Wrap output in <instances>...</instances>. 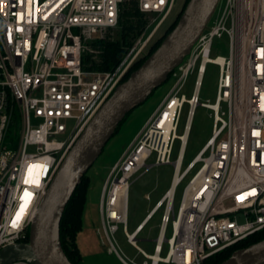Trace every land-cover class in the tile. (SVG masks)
<instances>
[{
  "label": "built area",
  "instance_id": "2783aa9c",
  "mask_svg": "<svg viewBox=\"0 0 264 264\" xmlns=\"http://www.w3.org/2000/svg\"><path fill=\"white\" fill-rule=\"evenodd\" d=\"M125 1L0 0V248L28 243L61 161L134 63L142 35L112 69L89 67L99 62L95 42L118 28ZM133 1L142 14L163 17L175 2ZM222 35L226 54L213 51ZM208 64L217 66L216 91L212 102H203L198 93ZM192 71L187 97L181 89ZM167 79L168 90L108 170L99 194L96 233L122 264H206L264 230V0H224ZM197 104L211 111V134L182 168ZM166 163L173 168L168 187L128 232L131 178ZM186 177L175 207L176 187ZM157 212L148 252L136 235ZM119 224L131 256L116 244Z\"/></svg>",
  "mask_w": 264,
  "mask_h": 264
},
{
  "label": "rangeland",
  "instance_id": "374dc122",
  "mask_svg": "<svg viewBox=\"0 0 264 264\" xmlns=\"http://www.w3.org/2000/svg\"><path fill=\"white\" fill-rule=\"evenodd\" d=\"M223 2L224 0H218L207 23L217 15ZM183 3L184 0H175L171 10L165 17L161 14H142L139 20L137 18L134 19V21L137 20L136 22L143 21V26L141 27L140 32L132 41L135 42L136 39L142 35L141 41L137 46V50L139 48L141 49L136 54L134 61L145 56L147 51H149V49H151L159 40L161 42L163 37L170 31L169 27L180 13ZM120 36V27H118L105 33L102 39L120 41ZM227 43L226 35L215 38L213 51L219 54H226ZM97 60L100 61V56H97ZM194 77L195 71L190 72L181 89V92L187 97L190 94ZM216 80L217 66L208 64L198 93L200 101L204 102L208 100L209 102H212L214 100ZM170 84V79L165 80L161 85L153 89L144 102L135 106L126 115L114 134L102 148L100 155L87 170L86 176L88 183L80 215L81 226L77 230L74 239L78 249V255L75 257V264H122L114 253H109L107 251L108 245L106 241L103 240V242H101L96 233V228L100 227L98 199L101 186L112 164L124 152L135 133L160 102ZM186 108L187 105L185 104L181 111L180 124L177 130L178 133H181L182 131ZM211 127V111L208 108L197 104L194 108L191 126L187 137L181 166L182 168L193 158L206 139L210 136ZM175 155L176 148L174 149L171 158L173 159ZM172 170L173 168L171 164H154L147 169H140L131 178L128 188V209L126 220V230L128 232H131L135 228L137 223L141 221L146 212L152 207L155 200L158 199L168 187L172 176ZM187 178L188 177L184 178V180L176 187L175 207L178 204L182 188ZM145 194L149 195V199L145 198ZM158 222L159 212H157L136 235L137 244L148 252L152 251ZM146 238H148L149 241H147ZM115 239L118 248L125 254L131 256L134 253V249L125 239L121 224L118 225Z\"/></svg>",
  "mask_w": 264,
  "mask_h": 264
},
{
  "label": "water",
  "instance_id": "95a60500",
  "mask_svg": "<svg viewBox=\"0 0 264 264\" xmlns=\"http://www.w3.org/2000/svg\"><path fill=\"white\" fill-rule=\"evenodd\" d=\"M218 0H187L172 29L142 63L116 85L73 141L53 176L29 227L28 243L0 248V264H73L59 239L62 211L118 124L161 85L181 62L211 17ZM217 264H264V238L238 248Z\"/></svg>",
  "mask_w": 264,
  "mask_h": 264
},
{
  "label": "trees",
  "instance_id": "16d2710c",
  "mask_svg": "<svg viewBox=\"0 0 264 264\" xmlns=\"http://www.w3.org/2000/svg\"><path fill=\"white\" fill-rule=\"evenodd\" d=\"M186 2L187 0H184L182 9ZM182 9L177 15L175 21L170 25L169 30H171L174 26L176 20L182 12ZM141 15L142 13L138 11L133 0L125 1L118 24V27H120L121 40H97L95 44H98L101 49L100 61H93L89 67L101 70L112 69L123 56L125 48L131 45L135 36L140 32V29L143 26V21L136 22L137 20L134 21V19L137 18L139 20ZM159 42L160 40L151 49H149V51H147L145 56L134 61L129 72L125 75L123 80L127 78L131 71L136 69L142 63V61L150 54V52H152L158 46ZM121 122L118 124V126L121 124ZM87 183L88 179L85 173L81 176V180L75 187L70 199L65 205L60 218L59 239L63 251L73 264H75V257H77L78 255V249L74 242V239L77 230L81 226L80 215L85 198ZM262 238H264V230L255 235L249 236L245 240L236 244L233 248H229L215 254L206 261V264H217L218 262L227 258L234 249L247 246Z\"/></svg>",
  "mask_w": 264,
  "mask_h": 264
},
{
  "label": "bare ground",
  "instance_id": "6f19581e",
  "mask_svg": "<svg viewBox=\"0 0 264 264\" xmlns=\"http://www.w3.org/2000/svg\"><path fill=\"white\" fill-rule=\"evenodd\" d=\"M184 137H185V135H184Z\"/></svg>",
  "mask_w": 264,
  "mask_h": 264
}]
</instances>
